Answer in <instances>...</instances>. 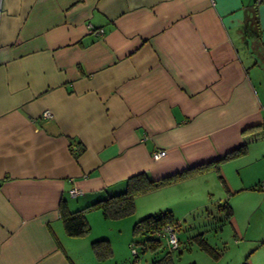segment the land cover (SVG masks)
<instances>
[{
  "label": "crops",
  "instance_id": "crops-1",
  "mask_svg": "<svg viewBox=\"0 0 264 264\" xmlns=\"http://www.w3.org/2000/svg\"><path fill=\"white\" fill-rule=\"evenodd\" d=\"M242 144L136 196L135 210L177 219L202 207L214 177L228 192L225 163L256 145L264 157V0H0V264H140L122 236L133 221L88 209L89 232L69 236L61 201L83 208L131 175L160 178Z\"/></svg>",
  "mask_w": 264,
  "mask_h": 264
},
{
  "label": "rangeland",
  "instance_id": "rangeland-1",
  "mask_svg": "<svg viewBox=\"0 0 264 264\" xmlns=\"http://www.w3.org/2000/svg\"><path fill=\"white\" fill-rule=\"evenodd\" d=\"M259 146L250 149L245 158L231 160L222 166L221 175L229 188L228 192L214 177L213 187L207 194L205 192L206 198L201 208L185 212V209L177 207L179 210H175V217L178 219L182 214L185 217L175 219L178 246L170 253V264H242L246 259L249 264H264V190L260 191L254 182L257 176L264 174V157L259 156ZM225 202L233 212L230 222L223 221L224 211L219 206ZM158 207L153 210L139 208L132 215L118 220L133 221V224L147 214L163 211ZM131 227L130 230L122 228V236L126 234L129 237V250L130 242L135 240L138 250L136 262L161 263L170 250L165 239L155 236L159 242L157 248L143 252L138 244L140 237H133ZM200 235L209 246V251L200 245ZM133 260L131 254L129 261Z\"/></svg>",
  "mask_w": 264,
  "mask_h": 264
},
{
  "label": "trees",
  "instance_id": "trees-1",
  "mask_svg": "<svg viewBox=\"0 0 264 264\" xmlns=\"http://www.w3.org/2000/svg\"><path fill=\"white\" fill-rule=\"evenodd\" d=\"M255 19L256 17L253 16V20ZM245 149V144H242L238 148H235L226 153L223 157L217 159L216 161L198 164L156 179L150 178L144 172L131 175L126 179L125 189L123 191L111 194L105 198L94 201L93 203L88 204L83 208H79L73 211L68 210L66 204L61 201V203L59 204V213L61 221L63 223L64 231L69 236H81L87 234L90 230V226L86 219L85 213L88 209H99L102 212L103 216L109 219H118L130 216L135 211L136 196L204 172L210 168H216L221 160L242 155L245 153ZM219 206L220 209H223L224 211L223 221L228 220L232 215L230 205L225 202L223 204H220ZM166 224H171L176 227V220L173 218V214L170 210L150 213L134 221L131 232L134 238L140 237L139 242H136L141 245V249L143 252H145L147 249L155 250L157 248L159 242L155 238V236L162 238L160 237L159 233L163 226H165ZM134 241L130 242V246L131 249L133 248L135 250L132 253L134 258L133 262L135 263L138 260V250L135 246ZM198 241L203 249L209 251V246L202 239L201 235L199 236ZM91 248L98 259H102L105 256L110 255L111 253L109 242L106 238H100L91 241ZM175 249L170 248L169 252L166 253L163 257L161 263H159L158 261H155L153 263L170 264V253ZM247 260L248 259H246L242 264H249Z\"/></svg>",
  "mask_w": 264,
  "mask_h": 264
},
{
  "label": "built area",
  "instance_id": "built-area-1",
  "mask_svg": "<svg viewBox=\"0 0 264 264\" xmlns=\"http://www.w3.org/2000/svg\"><path fill=\"white\" fill-rule=\"evenodd\" d=\"M92 32L94 33H101L103 30L101 28H92L91 29ZM43 115L45 116H51V113L48 112L47 110H45L43 112ZM166 150L165 149H160V150H156L152 152V157L154 159H158L162 156L165 155ZM259 186L261 187L262 190H264V181L260 182ZM69 193L70 195H78L81 194V190L78 189L77 187H72L69 189ZM160 237H162L163 239H165V241L167 242V244L169 245L170 248L175 249L178 246V239L176 238L175 235V227L171 224H166L165 226H163V228L160 231ZM135 250L132 248V252H134Z\"/></svg>",
  "mask_w": 264,
  "mask_h": 264
}]
</instances>
